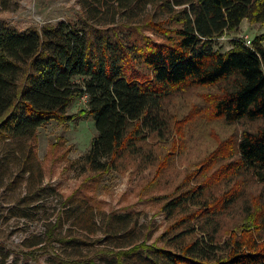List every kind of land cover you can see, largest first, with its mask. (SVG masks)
<instances>
[{
	"label": "trees",
	"instance_id": "obj_1",
	"mask_svg": "<svg viewBox=\"0 0 264 264\" xmlns=\"http://www.w3.org/2000/svg\"><path fill=\"white\" fill-rule=\"evenodd\" d=\"M77 4L76 23L18 30L0 21V182L25 192L9 213L26 218L43 196L59 200L23 256L36 264L40 254L47 264H264V33L248 46L237 37L228 50L217 47L243 21L264 26V0ZM190 89L205 91L211 120L240 131L214 137L191 173L147 199L167 222L155 235L137 204L106 211L89 192L130 160L161 172L164 149L146 141L168 137L166 103ZM80 98L85 109L68 115ZM84 114L95 135L72 166L90 176L64 196L42 183L38 130Z\"/></svg>",
	"mask_w": 264,
	"mask_h": 264
},
{
	"label": "rangeland",
	"instance_id": "obj_2",
	"mask_svg": "<svg viewBox=\"0 0 264 264\" xmlns=\"http://www.w3.org/2000/svg\"><path fill=\"white\" fill-rule=\"evenodd\" d=\"M78 10L77 0H0V21L18 30L41 28L60 21L76 23ZM262 33L264 26L243 21L236 32H227L219 38L217 47L226 51L231 39L246 35L252 40ZM204 93V90L190 89L166 103L171 117L170 134L165 140L150 137L146 141L152 148L164 149L161 172L155 166L137 170L130 160L125 169L105 175L90 190L89 194L98 207L108 211L137 204L135 209L142 213L141 222L157 225L159 229L155 235L161 233L167 222L162 215H156L158 205L146 202L147 199L170 191L184 175L191 173L195 164L213 148L214 137L226 139L233 132L240 131L238 125L226 126L211 120L209 110L204 107ZM85 107V98L77 99L68 107L67 114L74 115ZM197 107L200 110H196ZM185 117V121L178 122ZM94 135L93 120L85 114L66 125L52 122L40 127L36 156L44 173L43 185H50L64 196L80 186L90 174H82L81 165L72 166V163L87 152ZM163 155L158 162L162 161ZM6 184L7 181L0 182V264H36L23 256L30 250L26 243L32 237L43 236L46 223L58 210V197L53 194L43 196L36 211H29L26 218H17L10 215L9 210L24 196V188L11 192ZM40 255L38 263L47 264V256Z\"/></svg>",
	"mask_w": 264,
	"mask_h": 264
},
{
	"label": "built area",
	"instance_id": "obj_3",
	"mask_svg": "<svg viewBox=\"0 0 264 264\" xmlns=\"http://www.w3.org/2000/svg\"><path fill=\"white\" fill-rule=\"evenodd\" d=\"M240 39L245 43V45H250V39L246 35H241Z\"/></svg>",
	"mask_w": 264,
	"mask_h": 264
}]
</instances>
